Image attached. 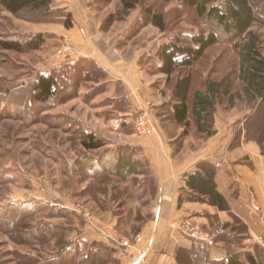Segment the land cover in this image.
Here are the masks:
<instances>
[{"label": "rangeland", "instance_id": "rangeland-1", "mask_svg": "<svg viewBox=\"0 0 264 264\" xmlns=\"http://www.w3.org/2000/svg\"><path fill=\"white\" fill-rule=\"evenodd\" d=\"M69 2L80 12V17H76L90 25V41L104 47L109 61L120 57L130 60L137 52L143 53L140 80L141 94L146 98L141 100L143 107L136 112L134 123L144 113L151 132L147 129L139 134L135 126L136 135L147 138L163 133L175 141L178 139L180 144L174 146L175 151H179L185 139H190L195 124L191 121L186 136L173 119L176 83L189 74L193 76V90L204 92L207 81H219L234 74L239 61L236 51L225 42L226 34L214 23L199 19L193 9L183 8L179 0L171 3L139 0L136 8L127 13L122 0ZM224 2L221 0L219 5ZM255 5L264 11V0H255ZM52 9L53 13L27 11L22 16L0 12V36L49 35L44 49L0 51V264H49L63 252L72 236H92L104 243L100 238L103 234L131 242L132 246L122 254L118 246L112 244L120 260L125 261L131 249L144 243L143 232L153 218L156 189L148 179L151 173L149 164L144 161L138 168L146 175L132 176L126 181L111 175L121 151H132L125 146L132 139L127 137L129 135L110 134L120 144L118 147L107 145L87 151L82 145L84 134L92 132L85 130L76 119L84 120L99 133L93 134L104 139L101 135L105 132L104 125L97 114L104 110L109 99L101 73L89 65L87 69L97 74L96 79L88 76L78 80L79 85H70L62 103L54 107L50 105L42 110L39 104L32 108L26 103L17 107L7 105V101L12 102L20 93L16 88L33 84L58 63L88 53L90 44H86L84 38L78 41L69 32L71 30L60 23L70 10L55 2ZM148 12L163 16L166 32L150 22ZM72 17L74 27L75 15ZM254 30L263 41L264 52V26L258 23ZM211 31L219 33L221 43L209 49L192 68H180L171 78L156 70L161 63L156 54L162 45L174 41L177 36ZM239 90L241 84L236 82L232 92L238 94ZM8 92L14 94L10 96ZM218 106L219 124H232L238 131L237 136L251 131L258 139L264 138V104L258 105L244 95H237L233 101L224 98ZM195 141L197 145L191 143L194 149L210 148L204 136ZM256 143L263 156L264 142ZM234 144L237 147L240 142ZM238 162L248 163V159L241 158ZM255 204L260 213L264 211L258 198L253 196V207ZM9 205L16 208V213L26 207L38 211L26 214L19 225L10 227L1 216L3 208ZM199 227L202 232L210 233L215 243H223L229 252L244 261L252 252L264 259V247L259 243L264 233L257 235L248 248L250 244L245 242L249 237L247 226L239 218L222 227ZM138 237L142 241H137ZM89 246L81 242L82 256ZM91 259L89 264H116L103 254Z\"/></svg>", "mask_w": 264, "mask_h": 264}, {"label": "crops", "instance_id": "crops-1", "mask_svg": "<svg viewBox=\"0 0 264 264\" xmlns=\"http://www.w3.org/2000/svg\"><path fill=\"white\" fill-rule=\"evenodd\" d=\"M55 4L68 8L75 15L74 27L69 32L78 41L84 38L85 43L90 45L88 53L58 63L53 68L85 58L93 60L106 73L104 84L109 100L104 110L97 114L104 125L105 132L101 135L112 148L120 144L110 134L129 135L127 137L132 139L125 146L136 152L134 157L149 164L155 184L153 218L143 232L144 243L131 249L125 261L120 260L117 250L104 243L114 250L111 260L116 264H189L182 252L192 251L196 242L209 247L212 260L227 257L229 250L223 243L216 242L215 246H209L184 234L182 225L185 221L210 229L231 224L239 218L247 226L249 237L245 238V242L250 244V248L255 237L264 233V211H254L252 205V197L256 196L264 209V156L260 154L256 141L248 140L245 132L237 136L238 131L232 124H219V114H216L215 134L207 141L210 146L208 149L193 148L191 143L197 145L196 138L202 137L195 132L191 133L190 139H185L179 151H175L174 146L180 144L178 139L177 142L163 133L152 134L147 138L137 136L134 118L143 107L142 98H146L141 94L140 80L143 53L137 52L130 60L120 57L116 61H109L104 47L90 41V25L77 18L80 12L69 0H55ZM76 120L88 132L99 134L84 120ZM236 141L240 142V147L235 146ZM241 158H247L248 163L238 162ZM212 170L213 192L220 196L224 208L207 201L194 202L188 199L197 192L188 184L189 179L192 176L207 178ZM203 198L208 199V195ZM72 240L85 242L87 246L99 242L95 237L84 235L72 236Z\"/></svg>", "mask_w": 264, "mask_h": 264}, {"label": "trees", "instance_id": "trees-1", "mask_svg": "<svg viewBox=\"0 0 264 264\" xmlns=\"http://www.w3.org/2000/svg\"><path fill=\"white\" fill-rule=\"evenodd\" d=\"M163 1L171 3L175 0ZM220 1L179 0L183 8L193 9L199 19L214 23L226 34L225 42L236 51L239 61L238 70L234 74L219 81H207L206 91L204 92L193 90V76L189 74L181 77L176 83L174 89L176 104H174L172 116L175 122L184 128V135L186 136H188L189 129L194 122L195 130L192 132L206 138L212 137L215 134L214 125L218 105L223 102L224 98L233 101L237 95H244L250 102H255L258 105L264 104L263 41L254 30L258 23L264 26V11L255 5V0H225L223 5H219ZM54 2L55 0H0V12H8L15 16H22V13L27 11L51 13L54 12L52 9ZM122 4L124 12L127 13L136 8L139 0H122ZM148 13L150 22L162 32H166L167 23L163 16ZM62 20H60V23L67 29L73 27L72 13L69 11L62 17ZM48 39L49 35L46 34L30 37L24 35L0 36V51L21 52L24 49H44ZM221 41L222 38L216 31L184 37L177 36L174 41L162 45L158 49L156 58L161 63L156 70L171 78L180 68H192L198 60L205 56L209 49L220 44ZM87 60L84 58L73 63L57 66L49 74H41L33 84L16 88V90H20L19 96L16 95L12 102L7 101V105L17 107L26 103L32 108L35 104H39L42 106V110L50 105L51 107L59 105L66 96V89L70 85L77 86L78 80L82 81L88 76L96 79L97 74L87 69L89 65H93L95 71L100 72L101 76L106 79V73L94 61ZM236 82L241 84V90L237 92L238 94L232 92ZM7 94L12 96L14 93L8 92ZM252 133L246 131L248 140L257 141L260 144L261 141L264 142V138L258 139ZM82 145L87 151H96L104 148L108 143L93 133H85ZM135 154L136 152L133 149L131 152L121 151L115 160L111 175L123 181L132 176L146 175V172L139 170L138 167L142 165V160L134 157ZM262 154L264 156V146H262ZM213 173L214 170L207 178L199 179L192 176L189 179L188 184L197 192L189 196L188 199L194 202L207 201L224 208L223 204L220 203L222 201L220 196L213 192ZM148 179L155 187L151 175L148 176ZM205 195H208L206 200L203 198ZM15 210L16 208L12 205L3 208L1 216L10 227L19 225L26 214L38 211L34 207L23 208L19 213H16ZM46 238L48 239L49 236ZM111 248L104 243L93 242L88 247L85 255L82 256L84 249L81 247V242L72 240L60 255L49 261V264H89L93 256L103 254L104 257L110 258L114 253L113 248ZM209 251L206 244L196 242L194 249L183 251L182 256L189 264H264V259L260 258L256 252L250 253L247 260L244 261L239 255L231 252H228L227 257L222 260H212Z\"/></svg>", "mask_w": 264, "mask_h": 264}, {"label": "built area", "instance_id": "built-area-1", "mask_svg": "<svg viewBox=\"0 0 264 264\" xmlns=\"http://www.w3.org/2000/svg\"><path fill=\"white\" fill-rule=\"evenodd\" d=\"M144 114V113H143ZM142 114V116H139L136 118L135 120V126L137 131L139 132V134H144L148 128V122L146 121V118L144 117V115ZM149 132H151V130H149ZM255 211L260 212V208L255 204L254 205ZM182 231L184 234H186L187 236L205 242L207 243L209 246H215V239L213 236L210 235V233H204L200 230V227L198 225H195L192 222H188L186 224H184L182 226ZM101 241L106 244H110L111 246H113L112 244H114L115 246L117 245L118 249H119V253L122 254L123 250L126 248H130L131 242L129 240H118L115 239L113 236H110L108 234H103L101 237ZM137 241H142V239L140 237H138ZM259 243L264 247V238H261Z\"/></svg>", "mask_w": 264, "mask_h": 264}]
</instances>
